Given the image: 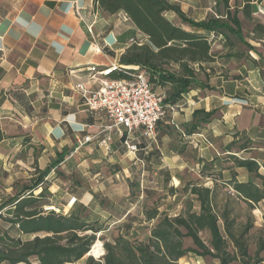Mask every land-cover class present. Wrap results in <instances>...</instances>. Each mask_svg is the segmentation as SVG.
Instances as JSON below:
<instances>
[{"label":"crops","instance_id":"0c3cea01","mask_svg":"<svg viewBox=\"0 0 264 264\" xmlns=\"http://www.w3.org/2000/svg\"><path fill=\"white\" fill-rule=\"evenodd\" d=\"M249 3L250 18L264 25V3ZM246 4L240 0L236 6L239 19ZM124 16L102 14L95 0H0V217H11L15 207L7 201L49 168L35 192L47 189L45 211L66 216L84 205L91 222L114 223L142 204L135 190L143 193L147 170L172 175L188 169L182 156L186 149L198 155L195 168L203 166L201 160L210 163L228 154L255 161L264 176V54L259 45L244 56L234 51L232 35L215 34V61L202 70L195 66L197 82L182 99L172 103V87L157 86L155 92L178 109L159 124L157 142L140 132L132 136L136 153L117 131L106 130L104 115L87 110L76 86L93 85L91 66L100 71L124 67L120 60L131 36L140 33ZM196 111L213 116L188 135ZM88 136L92 141L82 144ZM233 172L239 182L250 179L245 168Z\"/></svg>","mask_w":264,"mask_h":264},{"label":"trees","instance_id":"16d2710c","mask_svg":"<svg viewBox=\"0 0 264 264\" xmlns=\"http://www.w3.org/2000/svg\"><path fill=\"white\" fill-rule=\"evenodd\" d=\"M178 1L180 0H95L96 10L108 16L123 13L147 38L142 44H131L120 64L124 67H140L154 86L170 85L172 103L182 99V94L190 91L196 84V65L202 70L203 64L215 61L210 33H222L228 38L232 35L249 47L242 33L239 10L236 7L232 12L231 0H217L215 13L203 21L189 17ZM258 1L264 3V0ZM246 2L248 4L244 7L243 14L249 20L251 0ZM168 14H173L180 23L170 20ZM254 31L257 39L264 38V25H256ZM174 66H178V71L170 69ZM135 72L121 67L108 77L112 80H128ZM212 116L213 112L196 111L193 121L186 128L187 134H194ZM230 156L236 168L248 171L250 179L248 182H239L237 173L233 172L229 185L237 200L245 203L249 210L255 211L264 202V176L259 172L260 166L255 161ZM200 162L204 163L203 166L210 163L213 165L212 161ZM204 169L201 172L203 176ZM49 172L50 168L38 172L37 179L7 201L15 209L6 222L10 224L11 231L20 233V237L0 231L3 234L0 235V264H79L82 261L83 264H179L188 254L211 257L220 264H233L237 261L240 264H261L264 261V235L259 237L256 254L252 256L249 253L248 236L255 227L253 220L249 219L241 226L236 225V220L230 218L233 213L230 205L233 202L218 211L215 190L197 184L190 189V194L200 202L199 212L192 210V204H189L185 213L175 217H160L157 209L143 211L147 222L158 220L147 242L136 244L119 236L113 242H105L106 254L100 260L94 259L88 255L96 243L97 235L104 229L97 222H91L88 215H83L87 212V207L76 206L69 215L64 216L52 210H44L47 189L35 195ZM171 192L175 194L174 189ZM220 221L223 222V232ZM204 231L209 233L210 246L200 236ZM261 232L264 234V228ZM186 238L193 241L195 248L185 247ZM231 244L234 247L233 253L229 251Z\"/></svg>","mask_w":264,"mask_h":264},{"label":"rangeland","instance_id":"374dc122","mask_svg":"<svg viewBox=\"0 0 264 264\" xmlns=\"http://www.w3.org/2000/svg\"><path fill=\"white\" fill-rule=\"evenodd\" d=\"M216 2L217 0H180L178 1V4L189 17L191 16L197 20H201L215 13ZM231 6H240V0H234V2L231 3ZM234 10L235 9H232V12H234ZM238 13H241V11ZM125 17L126 16H124V18ZM168 18L175 23H180L179 19L173 14H168ZM240 20L242 21L244 37L249 42L250 46L246 47L237 37H232V41L236 43L234 47L235 50H233L238 52V54L243 53L245 56L246 53L250 52V50L255 49V45H259L258 49H260L262 54H264V39L262 40L263 42L256 41L258 36L254 31L256 25H258L261 20L258 18H251L247 20L243 17V15H240ZM131 38L138 42H146L147 40L144 35L137 32H134ZM133 43L130 41V45ZM170 69L178 71V66L170 67ZM153 87L156 92L160 91L157 86L153 85ZM142 145L143 144H141V146ZM183 153L184 154L182 156L188 162L187 170L181 171V173L178 174L174 172L172 175L154 169L147 170L146 173H144V177L142 178L143 181H141L144 189L143 193L139 190H135L136 195H138V193L141 194L140 199L142 204L137 206L133 213L125 218L124 221L119 223H114L113 221L109 222L104 219H102V221H95L97 222V225L104 229V231L97 235L96 240V243L100 242V244H102L103 255L99 257H95L93 255L92 257L94 259L100 260V258L106 254L105 242H113L114 239L119 236L126 237L132 243L136 244L140 242H147L158 220L147 222L143 211H153L154 209H157L160 213V217L168 215L170 217H175L185 213L189 204H192V210L194 212H199L200 202L196 197L190 194V189L193 186H196V184L210 189L213 188L215 190V194L217 195L216 204L218 211L223 210L226 204L228 205L233 202L230 205L233 210L230 218L236 220V225L241 226L249 219L253 220L255 227L248 236L249 253L252 256L256 254L255 252L257 251L259 244V237L264 235L261 232L264 228V204H259L255 211H251L245 203L237 200V196H235L232 186L229 185L230 176L235 167L233 160L230 158L231 156L225 154L224 156L219 157V159H215L216 161H212L213 165H210V163L206 164V166L195 168L194 164L198 160L197 153L191 149L183 150ZM203 167H205V169ZM203 169L205 171L204 176L201 173ZM172 189L175 191L174 195L171 192ZM83 215H87V212H84ZM0 218V231L12 233L13 231H11L9 223L6 222V219L9 217L1 216ZM220 225L223 232L224 226L222 221H220ZM200 236L202 240L210 246L211 240L209 233L204 231L200 233ZM184 241L186 248H195L193 241L189 238L184 239ZM96 243L94 247L96 246ZM94 247H92L91 253ZM229 251L231 253L234 252L232 244L230 245ZM262 256L264 257V252ZM83 263L84 262L82 261L79 264ZM179 264H220V262L211 257H197L193 254H188L179 261ZM233 264L240 263L237 261Z\"/></svg>","mask_w":264,"mask_h":264},{"label":"built area","instance_id":"2783aa9c","mask_svg":"<svg viewBox=\"0 0 264 264\" xmlns=\"http://www.w3.org/2000/svg\"><path fill=\"white\" fill-rule=\"evenodd\" d=\"M210 36L214 42L215 33ZM131 42L138 41L133 39ZM123 68L136 72L131 75V79L112 80L108 75L119 68L110 67L100 71L96 66H91L89 84L93 85L88 87L80 83L76 86V91L83 98L90 113L102 114L107 118L106 130L117 131L128 150L136 153L137 147L130 144L132 136L140 132L150 142H157L159 124L165 121L169 114H175L178 107L166 104V96L154 91L148 75L140 67ZM96 84L98 87H94ZM92 139L90 136L84 137L82 144L91 142ZM102 142L104 145L107 143Z\"/></svg>","mask_w":264,"mask_h":264},{"label":"bare ground","instance_id":"6f19581e","mask_svg":"<svg viewBox=\"0 0 264 264\" xmlns=\"http://www.w3.org/2000/svg\"><path fill=\"white\" fill-rule=\"evenodd\" d=\"M92 255H94L95 257H99L103 255V249H102V244H100V242L96 243V246L93 248L92 250Z\"/></svg>","mask_w":264,"mask_h":264},{"label":"water","instance_id":"95a60500","mask_svg":"<svg viewBox=\"0 0 264 264\" xmlns=\"http://www.w3.org/2000/svg\"><path fill=\"white\" fill-rule=\"evenodd\" d=\"M88 256H93V255H92L91 252H90Z\"/></svg>","mask_w":264,"mask_h":264}]
</instances>
